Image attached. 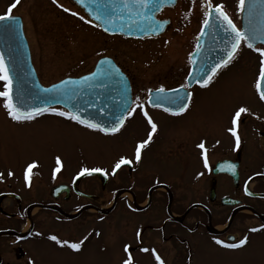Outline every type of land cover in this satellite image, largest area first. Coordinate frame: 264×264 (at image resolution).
<instances>
[{"label":"rangeland","instance_id":"374dc122","mask_svg":"<svg viewBox=\"0 0 264 264\" xmlns=\"http://www.w3.org/2000/svg\"><path fill=\"white\" fill-rule=\"evenodd\" d=\"M205 1L178 0L174 8L164 10L159 16L170 22L171 27L167 32L158 38L142 40L106 36L93 23L85 22L89 19L71 0H57L63 7H57L52 0H20L10 13L7 10L14 0H0V15L21 17L31 61L42 85L48 86L63 78H76L89 73L96 60L105 56L111 57L129 75L134 90L142 95L148 87L169 88L181 83L188 53L193 49L192 44L194 46L193 34L204 19ZM210 2L214 6L222 4L223 10L238 27L239 0ZM63 8L69 11L64 12ZM72 12L78 15L73 16ZM79 16H84L85 20H80ZM151 57L157 59L148 64ZM236 57V73L228 74L233 68L224 70L220 78L213 80L203 97H195L190 106L194 118L184 129L190 137L222 136L226 112L238 105L256 101L259 54H250L241 46ZM3 84L0 81V91L4 90ZM4 103L5 98L0 97V176L11 172V180H16L22 191L27 189L21 194L24 199L37 195V191L40 194L45 192V179L48 181L49 175L57 168V156L61 158L60 169L75 168L69 175L79 166L99 167L110 174L111 166L119 156L129 157L128 142L131 139L126 134L115 138L77 126L59 116L61 110L58 108H52L56 109L55 113L49 109L35 119L17 122L8 116ZM207 112L212 115L209 126H205ZM173 128L171 131H176ZM134 137H138L136 132ZM29 164L33 165L31 169L28 168ZM26 173L28 179H25ZM118 178L122 181L125 176L119 174ZM37 179H40L39 183ZM26 181H29L27 188L24 184ZM37 184L39 188H34ZM114 185L110 180L103 191L100 192L99 187L95 189L101 196L98 206L102 209L101 214L88 206L80 216L74 214L75 210H70L69 213L78 217L70 222L64 221L61 215L39 207L31 208L27 217L22 215L23 232L31 225L33 231L22 242L25 260L20 264H25L30 257L34 264H122L123 259L127 258L123 248L129 244V222L131 218L139 219L143 214L134 216L121 201L116 208H112ZM91 186L87 190L94 192ZM122 199L127 201V197ZM221 223L219 219L214 222L218 225L217 231L223 229ZM234 226L233 232L237 237L248 236L245 247L226 249L215 244L213 238L220 239L216 235L192 234L188 236L192 241L191 251L183 247L178 257L166 254L168 263L264 264V229L260 228L261 225L256 227L259 229L257 232L249 231V228L254 227L251 224L237 223ZM52 235L61 241L77 243L84 240V243L79 251H74L49 239ZM158 246L166 250L165 246ZM134 260V264H156L151 253H138Z\"/></svg>","mask_w":264,"mask_h":264},{"label":"flooded vegetation","instance_id":"af4514ba","mask_svg":"<svg viewBox=\"0 0 264 264\" xmlns=\"http://www.w3.org/2000/svg\"><path fill=\"white\" fill-rule=\"evenodd\" d=\"M164 10L159 13L158 18ZM170 27L169 24L159 36L144 39L158 38L164 35ZM198 31L193 34L195 40L194 46L192 44L193 49ZM245 49L250 54L255 52L247 47ZM192 50L188 53L181 83L169 88L163 87L165 92H169L168 89L179 88L181 84H187L186 76L190 68L189 54ZM151 58L148 64L154 63L157 59V57ZM236 59L237 57L227 67L220 68L212 82L220 78L221 73L226 69L229 71L233 68L231 72H228L229 75L236 73L234 67ZM121 70L123 71L122 68ZM123 72L131 89V106L136 107L139 104L142 109L137 108L132 116L126 115L122 128L112 137L116 138L126 134L131 139L128 142L130 149L128 159L133 160V163L123 166L122 170H117L115 175L110 173L103 188L101 181L96 177L75 180L81 166L70 175V171L75 168L72 170L61 168L55 171V175L54 172L49 175L48 181L45 179L47 189L44 193L40 194L37 191V195H30L27 199L21 195L27 189L22 191L16 180H11L13 178L9 173L0 176V264H20L25 260L22 242L32 233L33 226L31 225L27 236L23 239L20 236L21 220H23L22 215L27 217L29 209L39 207L46 212L61 216L62 213L70 215V210H75L74 214L78 211L77 216H80L88 206L99 209L101 196L95 192V189L99 187L100 192L103 191L110 180L115 183L112 189V208H116L118 202L121 201L134 216L147 214L146 217L142 215L139 219L131 218L129 222L128 245L130 247L127 256L130 254L134 259L138 253L146 254L141 251V248H148L154 249L165 264H169L166 254L178 257L183 247L186 251H191L192 241L188 239V236L192 234L209 235L208 227L217 219L221 220L224 225L222 233H219L217 237L226 243H230L227 240L230 236L234 238L232 242H238L240 239L233 232L235 224L254 225L251 228L263 224L264 101L259 99V94L256 92L255 102L238 105L246 107L248 112L242 114V120L238 123L237 132L241 137V144L239 148H236L235 138L226 129L230 126V116L233 110L238 106L226 112L223 121V135L220 137L213 135L190 137L188 132H184L194 118L190 109L191 104L195 97L198 95L203 97L206 94L212 82L206 88L193 85L184 89L193 93L189 108L180 115H171L170 112L164 111L168 107H152L147 102L150 96L149 90L151 89V93H154L161 86L148 87L140 95L134 90L133 81L129 75ZM170 110L174 111V109ZM142 111L149 113L157 124L158 130L153 134L149 145L142 149L141 163L136 164L134 146L147 139V133L150 131V126ZM211 118L212 115L207 112L205 126L212 123ZM173 126L176 131H171ZM134 132L138 134L136 139ZM201 141H204L203 150L196 147ZM202 151L207 156L208 168L204 167ZM219 162H223L222 171L214 173L215 165ZM119 174L125 176L122 181L120 178L116 179ZM4 177L6 178L3 179ZM59 178L62 179L59 180ZM63 178H65L64 181ZM39 181L40 179H37V183ZM27 182L29 183V181L24 183L26 188ZM91 184L94 192L87 190L92 187ZM56 186H64L66 189L60 194H52L51 189ZM34 188H39L38 184ZM123 197H127L126 202L123 201ZM65 218V221H68L67 217ZM138 230L141 233L139 238L136 236ZM158 244L165 246L166 250L163 251ZM25 264H34L33 259L30 257Z\"/></svg>","mask_w":264,"mask_h":264},{"label":"snow or ice","instance_id":"6c2138e0","mask_svg":"<svg viewBox=\"0 0 264 264\" xmlns=\"http://www.w3.org/2000/svg\"><path fill=\"white\" fill-rule=\"evenodd\" d=\"M20 0H14V3L8 8V12L10 13L13 8H15L19 4ZM82 0H76V3H81ZM165 0H116L115 3H113L110 6H107L103 9H97L95 19L97 21H103L104 25H112L114 24V21L117 19L123 20V14L127 12L130 16L131 14H135L136 17L152 20L154 21L153 16H148L145 13V10H155L161 7L162 3H164ZM168 3L174 2V0H167ZM52 3L56 5L57 7H63L62 5L57 3V0H52ZM245 5V0H239V8L241 11H243ZM204 7V19L202 21V27L200 29V36H203L205 34V31L211 27L215 30H222L224 33V39L228 44L231 45L230 50L227 51L226 56L221 57V59L216 62L215 64L209 66L208 61L206 58L202 57V63L200 66V75H196L192 72H190L189 75V82L187 84H181L179 88L175 89H168L169 92L173 93L174 95L171 97H163L162 99H166L167 102H169L173 106V110H170L169 108H165V112H170L171 115H180L181 113H184L186 110H188L189 105L192 101L193 93L191 91H184L182 94L180 93L181 89H187L191 82L193 80L196 81L200 85L201 88H206L211 82L213 77L217 74L218 70L222 67H227L228 64L235 59L238 49L241 45V42H247L251 40H255L257 38H260L264 40V0H261V6L257 7L256 0H249L248 4V11L249 16L246 18V27L245 29L238 28L236 24L233 23L232 19L228 16V14L223 10L222 4H216L215 6L212 5V3L207 2L203 5ZM117 9H119V13L117 12ZM64 12H68V8H63ZM73 16L78 15L75 12L71 13ZM80 20H85L84 16H79ZM9 20L14 21V17L10 15H0V21ZM215 21V22H213ZM86 23L91 24V20L85 21ZM163 22H156L149 27L153 30L159 29L162 26ZM94 27H99L101 25L94 24ZM105 32L109 31V27L105 26L103 29ZM199 47V45H197ZM247 47L256 53L259 54V72L258 77L255 81V89L256 92L259 94V99L261 101H264V45L260 47H254L252 43H247ZM189 57L191 58V54H189ZM106 61L102 60L100 63L103 65ZM109 67L106 69H101L100 71H94L90 73L88 76H84L80 78L81 82L88 83L89 87H96L107 90L109 84L111 81L117 79L118 77L119 82L123 83L122 74L120 73V70L116 68L114 65H111L110 62ZM0 81H3V91H0V97L5 98L4 107L7 110L8 116L11 117L12 120L20 122L24 120H31L33 118L32 112H35L36 114H39V109H33L32 112L23 113L21 112V109L12 104V98H11V92H12V78L9 75V68L4 62V57L2 54H0ZM62 85L68 84V83H75L74 81H61ZM57 86L53 85L52 90H56ZM44 91H49V89H44ZM156 94L159 96V94L164 93L165 89L163 86L156 89ZM124 92H127V88H124ZM152 90H149V93L151 94ZM149 102L151 103L152 107H159L160 102L159 101H153L151 95L149 96ZM122 108L121 115L119 117H114L113 126L111 128L102 127L98 123H92L89 121H85L80 118L79 115H72L69 113H66L64 111H60L58 113L59 116H67L68 119L76 121L79 124H84L87 128L98 130L100 132H103L105 134L108 133H116L120 130V127L123 125L124 122V115L132 116L134 112H136L137 108H141L142 106L137 104L136 107H132L129 103L126 96H122L121 98V104L118 106ZM53 113L56 112V109L51 110ZM100 111H103L101 108ZM248 109L246 107H236L233 110V113L230 116V126L226 129L228 133L232 137L235 138V146L236 148L240 147L241 144V137L238 135L237 132V126L238 123L242 120V114L247 113ZM142 114L144 118L147 121V124L150 126V131L147 133V139H144L140 142H138L134 146V161L136 164L141 163L142 161V149H145L149 142L153 139V134L157 132L158 126L153 121L152 117L149 115L147 111H142ZM197 148L204 149V141H201L199 144L196 145ZM202 156H204V167L208 168V160L206 154L202 151ZM133 163V160L126 158L125 156L121 155L119 156L114 163L111 166V174L115 175L117 174V170H122L123 166L131 165ZM56 165L57 168L55 171L60 170L61 166V158L59 156L56 157ZM33 167L32 164L28 165V168L31 169ZM234 167V166H232ZM93 173H101L103 175H107V171L105 169L94 167V168H81L80 171L77 173V176H91ZM9 175H12L10 172ZM25 179H28L27 173L25 174ZM249 195L251 193H248ZM260 228L264 229V225H261ZM250 232H257L259 231L258 228H251L249 229ZM99 235V233H96ZM39 235V233H37ZM137 238L141 236L140 231L138 230L136 232ZM52 241H55L57 244L60 245H66L70 249L74 251H79L81 249V245L84 243V240H81L77 243H69L67 240L61 241L59 240L55 235H52L49 237ZM84 239H87L85 237ZM214 239L215 244L222 246L226 249H240L245 247L248 244V236L245 235L242 238L238 240V242H230L226 243L223 240L220 239ZM129 245L125 244L123 251L125 253H129ZM142 252H150L154 256L157 264H165V262L161 259L159 255L155 253V250L148 249V248H141ZM122 264H134V258L132 255H128L126 259H123Z\"/></svg>","mask_w":264,"mask_h":264},{"label":"water","instance_id":"95a60500","mask_svg":"<svg viewBox=\"0 0 264 264\" xmlns=\"http://www.w3.org/2000/svg\"><path fill=\"white\" fill-rule=\"evenodd\" d=\"M76 6L81 8L83 12L91 19L95 24L101 26L100 29L107 35H123L131 38H142L145 36H155L160 34L166 26V21H158L155 15L164 7H172L175 5L176 0L172 3H168L165 0L161 7L152 11L145 10L146 15L153 16L154 21L138 18L135 14L131 16L125 12L123 14V20L117 19L112 25H104L103 21H97L95 15L97 9H103L112 5L116 0H82L81 3H76V0H71ZM249 0H245L243 11L240 16V28L245 29L246 18L249 16L248 11ZM257 7L261 6V0H256ZM119 13V9H117ZM14 17V21L4 20L0 21V54L4 57V62L9 68V75L12 78V104L18 106L21 109L22 114L32 112L33 109H39L40 113L44 112L50 107L60 106L65 109L69 114L79 115L81 119L92 123H98L102 127L111 128L113 126L114 117L121 115L122 108L118 107L121 104L122 96H126L131 104L130 88L126 77L122 74L123 83L119 82V77L110 82L107 90L89 87L88 83L81 82L80 78H66L61 81H74L75 83H68L62 85L58 83L52 84L48 87H44L40 84L35 70L31 63L30 52L23 34V25L19 17ZM163 22L159 29L153 30L149 26L156 23ZM215 22V21H213ZM109 27V31L105 32L104 27ZM252 43L256 45H264V40L257 38L255 40L244 42ZM196 49L191 54L190 72L200 75V66L202 63V57L206 58L209 66L218 62L221 57L226 56L231 45L224 39V33L222 30H215L209 27L203 36L198 37ZM106 62L101 65V61ZM118 68L115 63L107 57L100 58L92 72L100 71L109 67V63ZM119 69V68H118ZM91 72V73H92ZM186 82H189V75L186 78ZM199 85L193 80L189 87L192 85ZM56 85V90H52V86ZM200 86V85H199ZM127 88V92H124V88ZM49 89V91H44ZM183 89L180 93L182 94ZM174 94L171 92L161 93L159 96L154 93L151 94L153 101H159V107L173 106L167 102L163 97H171ZM148 103L151 105L148 99ZM103 111H100V109ZM33 116H36L35 112H32ZM125 116V115H124ZM124 119V118H123ZM84 125V124H83ZM103 133V132H102ZM105 134V133H104ZM113 134V133H108ZM222 163L217 165L220 166ZM92 175L100 176V173H93ZM86 176V175H85ZM104 182H102L103 184Z\"/></svg>","mask_w":264,"mask_h":264}]
</instances>
